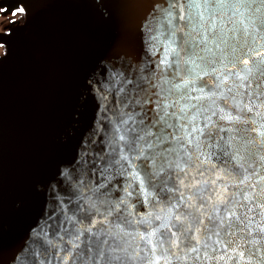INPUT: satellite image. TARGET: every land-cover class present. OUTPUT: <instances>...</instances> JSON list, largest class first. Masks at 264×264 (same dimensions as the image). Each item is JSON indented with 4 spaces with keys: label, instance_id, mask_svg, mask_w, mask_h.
Returning a JSON list of instances; mask_svg holds the SVG:
<instances>
[{
    "label": "water",
    "instance_id": "95a60500",
    "mask_svg": "<svg viewBox=\"0 0 264 264\" xmlns=\"http://www.w3.org/2000/svg\"><path fill=\"white\" fill-rule=\"evenodd\" d=\"M20 1L26 9L25 21L0 37L7 48L0 57V264H92L93 259H99L96 237L87 231L93 220L97 223L92 232L108 240L102 245L105 250L109 246L126 247V253H117L126 257L125 264H148L154 258L151 246L139 239V233L162 222L155 220L156 215H180L183 227L191 223L196 228L202 213H214L217 189L222 193L225 183L229 195L241 189L252 192L250 186H237L245 174L240 164L248 173L258 169L264 175L259 161L253 163L247 157L238 161L232 158L234 152L222 155L219 150L206 148L207 163L201 164L195 154L189 161L178 150L169 157L171 167L161 168L159 161L153 164L148 159L150 152L143 143L139 145L144 151L141 156L140 151H128L125 142L118 139L119 135H125L126 141L132 139L129 130L133 120L142 135L156 131L139 125L146 109L155 106L144 103L140 85L174 71L161 63L168 37L164 10L174 0ZM184 11H188L186 5ZM174 13L179 14V5ZM227 20L224 17L225 23ZM259 43L264 45V41ZM249 46L255 48L251 43ZM246 51L237 55L243 58ZM220 56L217 52L215 66L217 72L226 74L231 65L227 61V67L222 65ZM202 67L210 73L204 80L214 85L211 67ZM242 67L238 64L235 70ZM180 75L191 78L183 71ZM197 86L202 85L198 82ZM241 115L244 119L252 116ZM256 119L259 123L264 117ZM144 123L148 124L146 117ZM220 126L229 127L226 122ZM235 127L242 129L244 125ZM234 143L237 147L242 143L239 136ZM120 149L131 160L130 165L125 164L128 171L120 176L113 170L104 172L109 167L106 161L114 155L118 158ZM65 172L67 177L62 175ZM129 172L137 173L139 180ZM109 176L111 182L106 179ZM217 176L225 180L217 185L197 184ZM257 180L252 175L249 185L256 184L258 192L264 181ZM98 183L108 184L115 191L98 197ZM125 189L132 196L126 197L124 214L131 212L129 220L146 219L150 224L122 223L115 219V212L109 215L111 209L101 201H116L125 196ZM145 191L150 194L147 201ZM260 200L257 197L253 203ZM174 205L179 207L169 213ZM170 223L179 235L180 223L174 218ZM158 235L163 236L164 245L157 248L156 255L165 256L171 264H217L203 259V248L201 261H186V254H195L187 253L183 244L173 248L167 229ZM252 247L241 249L246 257ZM207 251L213 255L211 248ZM216 254L224 253L218 249ZM228 255H233L230 249Z\"/></svg>",
    "mask_w": 264,
    "mask_h": 264
},
{
    "label": "snow or ice",
    "instance_id": "6c2138e0",
    "mask_svg": "<svg viewBox=\"0 0 264 264\" xmlns=\"http://www.w3.org/2000/svg\"><path fill=\"white\" fill-rule=\"evenodd\" d=\"M177 5H179L178 15L174 13ZM185 5L187 12L184 11ZM18 11L23 12L24 9L19 8ZM164 11L168 37L164 49L165 58L161 63L174 71L166 72L161 77L150 78L140 85L145 96L144 103L148 105L154 103L155 106L145 111L148 124L145 125V117H142L139 125L142 129L149 127L155 128L156 131L149 130L142 135L136 131V121L133 120L134 126L129 130L132 139L126 141L125 135H119V141L125 142L130 152L140 151L141 156L144 151L139 145L143 143L150 152L148 159H151L153 164L159 161L161 168L171 167L169 157L177 154L178 150L189 161L195 154V158L200 160L201 164L207 163L209 156L205 155L206 148L219 150L222 155L234 152L233 159L242 161L247 157L253 163L259 161L260 166L264 168V119L259 123L256 119L264 117V45L259 43L264 41V0H174ZM226 16L227 23L224 21ZM182 24L184 26H181ZM185 27H187L186 31ZM250 43L255 45V48L249 46ZM245 48L247 51L243 58L237 55ZM228 49L230 52L226 51ZM217 52L221 53L222 65H225V61L231 65L226 74L223 71L217 72L215 66ZM182 54L187 58H183ZM169 56L172 57L171 61L168 59ZM238 64L243 67L235 70ZM202 65L211 67L214 85H208L204 80V77L209 76L210 73ZM198 69L200 71H197ZM181 71L191 78L181 76ZM169 76L172 79H169ZM198 82L202 86H197ZM241 113L252 116L244 119ZM221 122H226L229 127H221ZM238 124H243L244 127L242 129L235 127ZM177 132L180 135H177ZM237 136L242 141L239 147L234 143ZM113 153H116L115 149ZM106 163L109 167L105 168L104 172L113 170L116 176H120L128 171L125 164L130 165L131 160L124 154L123 149H120L118 158L114 155ZM240 168L245 174L237 181V186H250L252 192H244L241 189L229 195V185L225 183L222 193L217 189L219 195L214 213H202L201 218L198 219V227L193 228L191 223L183 227L180 215L155 216L156 221L162 222L149 231L139 233V239L151 246L154 258L148 264H160L162 260L164 264H171L170 259L156 255L157 248H162L164 245L163 236L158 235L161 229H167L170 233L169 243L173 248H180L183 244L187 253L195 254L194 257L186 254L183 257L186 261L190 258L201 261V248H203L205 250L203 259L215 260L217 264L220 261L228 264V261L233 260L235 264L241 262L253 264V261L255 264H264V186L257 192L256 184L249 185L252 175L258 177L257 183L264 181V175L260 174L258 169L248 173V168L242 163ZM128 174L133 179L139 180L137 173ZM62 175L67 177L66 172ZM200 175L203 176V172H200ZM106 179L111 182L112 178L109 176ZM224 180L225 177L217 176L211 181H197V184L217 185ZM116 183L119 184V180ZM140 183L142 186L143 181ZM110 191L115 189H109L108 184L98 183L95 189L98 197H105ZM149 195L144 192L146 201ZM117 196L119 197L118 192ZM131 196L132 192L125 189V196L119 197L118 200L103 199L101 202L111 209L109 215L115 212V219L122 223L150 224L151 221L146 219L129 220L131 212L124 214L127 209L126 197ZM257 197L261 200L253 203ZM178 207L179 205H174L169 208V213ZM201 208H203L202 204L197 211L199 212ZM256 209L259 211L254 216ZM173 218L180 223L181 227L177 229L179 235L172 231L174 225L170 221ZM96 223L93 220L91 227L87 229L93 237H96L94 246L98 250L96 255L99 259H93L92 264H100V261H104V264H125L126 257L117 253L119 251L126 253L127 248L116 245L109 246L105 250L102 245H107L108 240H101L92 232ZM117 227L124 232L120 224H117ZM125 235L128 233L125 232ZM76 238L79 239V235ZM48 243L50 244L51 241ZM247 245L253 247L248 250L246 257L245 251L241 249ZM209 248L213 255H209L207 251ZM218 249L224 254L217 255ZM229 249L233 253L231 256L228 255ZM89 253L91 254V249ZM136 255L138 256L139 252ZM226 256L227 260H225Z\"/></svg>",
    "mask_w": 264,
    "mask_h": 264
},
{
    "label": "flooded vegetation",
    "instance_id": "af4514ba",
    "mask_svg": "<svg viewBox=\"0 0 264 264\" xmlns=\"http://www.w3.org/2000/svg\"><path fill=\"white\" fill-rule=\"evenodd\" d=\"M19 8H23L24 11H18ZM25 18L26 9L20 0H0V37L2 34H9L12 30H16L25 21ZM6 51V45L0 41V57Z\"/></svg>",
    "mask_w": 264,
    "mask_h": 264
}]
</instances>
